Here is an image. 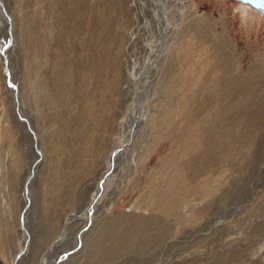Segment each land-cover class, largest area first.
I'll return each mask as SVG.
<instances>
[{"label": "rangeland", "instance_id": "rangeland-1", "mask_svg": "<svg viewBox=\"0 0 264 264\" xmlns=\"http://www.w3.org/2000/svg\"><path fill=\"white\" fill-rule=\"evenodd\" d=\"M0 264H264V12L0 0Z\"/></svg>", "mask_w": 264, "mask_h": 264}, {"label": "water", "instance_id": "water-1", "mask_svg": "<svg viewBox=\"0 0 264 264\" xmlns=\"http://www.w3.org/2000/svg\"><path fill=\"white\" fill-rule=\"evenodd\" d=\"M240 1L250 3L254 7L264 10V0H240Z\"/></svg>", "mask_w": 264, "mask_h": 264}, {"label": "bare ground", "instance_id": "bare-ground-1", "mask_svg": "<svg viewBox=\"0 0 264 264\" xmlns=\"http://www.w3.org/2000/svg\"><path fill=\"white\" fill-rule=\"evenodd\" d=\"M239 2H241L242 4H244V5H250V6H252L253 8H255L256 10H259V11H261V12H264V10L263 9H259V8H256V7H254L253 5H251L250 3H247V2H243V1H240V0H238Z\"/></svg>", "mask_w": 264, "mask_h": 264}]
</instances>
